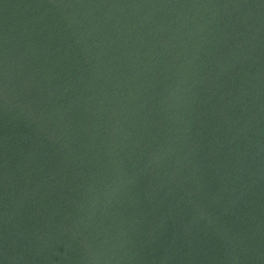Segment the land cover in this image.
<instances>
[{
	"label": "water",
	"instance_id": "1",
	"mask_svg": "<svg viewBox=\"0 0 264 264\" xmlns=\"http://www.w3.org/2000/svg\"><path fill=\"white\" fill-rule=\"evenodd\" d=\"M0 264H264V0H0Z\"/></svg>",
	"mask_w": 264,
	"mask_h": 264
}]
</instances>
